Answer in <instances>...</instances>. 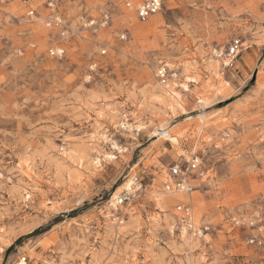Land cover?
<instances>
[{
  "label": "rangeland",
  "instance_id": "obj_1",
  "mask_svg": "<svg viewBox=\"0 0 264 264\" xmlns=\"http://www.w3.org/2000/svg\"><path fill=\"white\" fill-rule=\"evenodd\" d=\"M46 1L0 6V264H264V0H58L65 35Z\"/></svg>",
  "mask_w": 264,
  "mask_h": 264
},
{
  "label": "built area",
  "instance_id": "obj_2",
  "mask_svg": "<svg viewBox=\"0 0 264 264\" xmlns=\"http://www.w3.org/2000/svg\"><path fill=\"white\" fill-rule=\"evenodd\" d=\"M124 4L128 8L134 7L133 0H123ZM5 2V0H0V6ZM27 2V0H25ZM166 0H160L159 6H157L156 0H143L138 3L134 9L140 20L145 21L149 19L151 16L158 13L165 5ZM151 6V7H150ZM46 8L48 10V15L45 18V24L48 28H58L62 35H65L68 32V25L65 21L63 15L59 12L58 0H47ZM26 15L32 17L35 15V10L29 7ZM94 23V22H92ZM242 48V43L240 38H234L228 47L227 56L234 58L236 57ZM60 50H63V55L60 54ZM65 47L60 45L56 47H51L49 49V53L55 57H63L65 55ZM55 53V55L53 54ZM169 67L166 63L160 64L156 70V76L161 82H166L169 77ZM1 87V84H0ZM123 125V124H122ZM123 127H126L125 124ZM202 163V159L198 155L192 156L191 160L187 161L185 166H181L180 164H174L170 167V176L173 181L172 184H169L167 187L170 189L171 185L175 187L178 192L190 193L193 190V186L190 184V176L194 170H196L200 164ZM132 189V188H131ZM131 189H126L118 199H116L115 203L110 202V206L113 209L118 208L125 200H128L132 191ZM176 209L182 214L181 218L185 225L188 226L190 231L196 234L202 235L204 229L201 226H195L193 224V214H192V206L190 203L180 202L176 205ZM121 218V217H119ZM122 222V219H120ZM11 264H28V257L26 255H19Z\"/></svg>",
  "mask_w": 264,
  "mask_h": 264
},
{
  "label": "bare ground",
  "instance_id": "obj_3",
  "mask_svg": "<svg viewBox=\"0 0 264 264\" xmlns=\"http://www.w3.org/2000/svg\"><path fill=\"white\" fill-rule=\"evenodd\" d=\"M218 56H220V54L218 53ZM225 62V64H228L229 62L227 61V59L224 61ZM228 62V63H227ZM172 75H176V73H173ZM161 82V81H160ZM161 83H166V82H161ZM187 84L186 83H184V87L185 88H187ZM159 90V89H158ZM159 91H161L167 98H168V102L169 103H171V106L172 105H174V103H176V102H179L180 101V99H179V97L177 96V94L175 93V91L173 90V88L170 86V85H164L163 86V88L161 89V90H159ZM167 100V99H166ZM202 102V101H201ZM205 105V108H206V104H204ZM124 125V124H123ZM196 155H198V154H196ZM68 156V155H67ZM199 156V155H198ZM99 161V160H98ZM188 179H189V176H188ZM133 182V181H132ZM127 184V183H126ZM130 185H132V184H130ZM168 186V185H167ZM168 188V187H167ZM131 189V188H130ZM115 195V194H114ZM119 198V196H113V198H112V200L113 199H118ZM111 200V201H112ZM116 201V200H115ZM193 224L195 225V223L193 222Z\"/></svg>",
  "mask_w": 264,
  "mask_h": 264
},
{
  "label": "snow or ice",
  "instance_id": "obj_4",
  "mask_svg": "<svg viewBox=\"0 0 264 264\" xmlns=\"http://www.w3.org/2000/svg\"><path fill=\"white\" fill-rule=\"evenodd\" d=\"M156 2H157V6H159V2H160V0H156ZM151 7V6H150ZM54 55H55V53H53ZM60 54L61 55H63V50H60ZM94 67V66H93Z\"/></svg>",
  "mask_w": 264,
  "mask_h": 264
}]
</instances>
